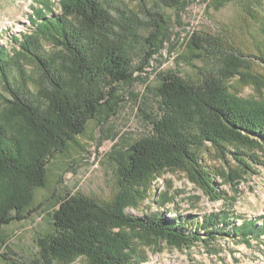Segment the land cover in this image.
I'll use <instances>...</instances> for the list:
<instances>
[{"label": "trees", "instance_id": "1", "mask_svg": "<svg viewBox=\"0 0 264 264\" xmlns=\"http://www.w3.org/2000/svg\"><path fill=\"white\" fill-rule=\"evenodd\" d=\"M158 1L176 8L184 0ZM156 15L163 23L162 15ZM152 20L160 32L161 23ZM143 23L122 9L119 0H58L56 5L38 0L30 16L31 31L13 38V51L0 46V83L7 93H0L5 102L0 116V229L28 219L36 192L46 187L50 161L65 153L104 109L114 111L117 86L132 82L141 70L134 67L132 56L144 38ZM195 40L196 48H204ZM147 41L146 63L157 53V45ZM246 57L241 51L220 49L216 71L200 82L171 74L162 79L157 89L161 118L154 122L152 136L128 149L121 172L126 186L146 188L162 172L186 171L212 195L216 191L202 162L207 145L219 149L225 163L227 146L264 152V107L230 94L228 86L237 77L245 82L251 77L243 72L250 68ZM255 58L264 65V54ZM247 156L248 161L235 158L240 165L237 179L258 166L253 154ZM131 204L125 194L106 205L66 198L53 214L56 236L41 241L40 257L31 264L79 258L90 264H135L129 232L181 250L221 239L249 244L264 238V223L259 227L257 219H243L236 225L226 211L201 220L160 213L139 217L126 212Z\"/></svg>", "mask_w": 264, "mask_h": 264}, {"label": "rangeland", "instance_id": "2", "mask_svg": "<svg viewBox=\"0 0 264 264\" xmlns=\"http://www.w3.org/2000/svg\"><path fill=\"white\" fill-rule=\"evenodd\" d=\"M57 1L52 0L55 5ZM119 3L122 9L144 21V38L135 44L132 56L134 67L141 70L135 73L132 82L117 86L114 111L104 109L65 153L50 161L46 187L36 192L28 219L0 229V264H31L37 260L41 241L57 234L54 212L61 202L73 196L106 205L120 194L130 195L134 204L127 206L126 212L139 217L160 213L171 218L201 220L205 215L226 211L237 221L236 225H241L243 219H257L258 226H263V151L241 152L240 148L227 146L225 163L219 149L207 145L209 153H205L202 162L216 191L212 195L195 184L190 172H162L151 179L149 187L137 189L123 183L121 172L128 149L154 134V122L162 115L157 94L162 79L171 74L200 82L216 71L220 49L241 51L250 63V68L243 72L251 77H245L246 82L240 77L231 80L230 94L264 107V65L255 58L264 54V0H184L176 8L166 7L158 0H119ZM37 5L38 0H0L1 47L13 51V38L31 31L30 16ZM156 13L162 15L163 23ZM154 18L161 23L160 32ZM151 33L158 37L155 41ZM195 37L204 50L196 48ZM147 39L157 45V53L148 63ZM46 48L54 50L50 44ZM24 64L36 72L30 61ZM0 93L7 97L1 83ZM4 112L5 102L0 98V116ZM233 152L243 156L236 157ZM251 154L258 166L254 173L237 179L240 165L235 158L248 161L247 155ZM129 234L135 248V264H264V238L260 243L249 244L221 239L211 246L197 244L181 250L158 239ZM56 264L90 263L79 258Z\"/></svg>", "mask_w": 264, "mask_h": 264}]
</instances>
